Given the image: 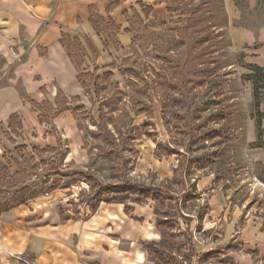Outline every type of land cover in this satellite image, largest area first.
Segmentation results:
<instances>
[{
  "label": "rangeland",
  "instance_id": "374dc122",
  "mask_svg": "<svg viewBox=\"0 0 264 264\" xmlns=\"http://www.w3.org/2000/svg\"><path fill=\"white\" fill-rule=\"evenodd\" d=\"M233 1L238 21L226 0H133L111 16L115 1L90 29L60 20L85 48L73 44L71 58L61 42L75 67L70 90L48 67L32 76L40 85L29 93L17 73H28L30 48L40 44L23 26L20 36L0 27V87L15 86L27 106L0 123V201L16 195L10 209L27 205L40 218L88 224L105 239L99 248L127 264H264V141L256 145L264 87L257 104L249 78L255 67L230 31L233 22L264 27V0ZM47 52L42 46L39 55ZM128 68L151 83L137 95L145 105L130 101L135 76ZM127 109L134 117L122 128ZM109 136L121 143L112 146ZM129 180L168 196L157 203L107 189L97 195L103 185Z\"/></svg>",
  "mask_w": 264,
  "mask_h": 264
},
{
  "label": "crops",
  "instance_id": "0c3cea01",
  "mask_svg": "<svg viewBox=\"0 0 264 264\" xmlns=\"http://www.w3.org/2000/svg\"><path fill=\"white\" fill-rule=\"evenodd\" d=\"M115 1L118 3L111 16L122 13L133 0H0V27L11 36H20L23 26L25 35L40 44L39 48H30L28 73L25 74L22 67L17 73L29 93H37L40 85L32 76L43 74L44 68L48 67L52 69V79L62 89H69L67 86L75 83V67L60 41L61 32L66 31L59 28L58 22L62 19L65 22L69 19L79 20L82 28L90 29L91 10L107 15V6ZM226 4L230 19L240 20L241 12L239 14L235 2L226 0ZM2 21L6 24H2ZM230 31L234 46L244 49L246 62L255 67H264V27L255 32L246 25L233 22ZM5 43L0 36V50L5 51ZM42 46L48 52L41 56L39 52ZM60 63L66 66V71ZM72 73L74 77H70ZM46 76L49 73L46 72L44 78H48ZM54 84H48L50 92L57 94ZM29 86H32L31 89ZM25 100L15 86L0 87V123L6 122L13 113L25 111ZM92 234L99 238L95 237L96 240L92 242ZM100 237H103L101 233H94L88 224L63 222L59 215L40 218L27 205H21L0 213V264H24L21 257L25 256L33 259L34 264H127L117 252L102 251L98 245L100 239L104 238Z\"/></svg>",
  "mask_w": 264,
  "mask_h": 264
},
{
  "label": "trees",
  "instance_id": "16d2710c",
  "mask_svg": "<svg viewBox=\"0 0 264 264\" xmlns=\"http://www.w3.org/2000/svg\"><path fill=\"white\" fill-rule=\"evenodd\" d=\"M90 20L92 21L94 26L99 27L100 24L98 22H103L104 18L102 17L101 14H99L94 9H92L91 10ZM110 20H113V19H110ZM119 26L120 25H118V27ZM127 29L128 28H125L124 31H126ZM61 42L66 47V49L68 51V54H69V56L71 58H73L74 55H75V51H73L74 49L72 48L73 44H77L78 46L81 45V47H83V43L79 40V38H77V37L72 38L67 33H63V36L61 38ZM196 65H199V64H196ZM252 67H255V66H252ZM193 69H194V65H193ZM128 71H131L133 76H135V78H132L130 80V82H129V85H132V91H133V94H129L130 101L131 100L135 101V104L140 103L139 106L145 105L144 104L145 102L143 100H141L142 98L141 99L137 98V95L140 94V93H147L150 90V88H151V83L149 82V80L147 78H145L144 75H141V73L138 70H131V68H128ZM195 72H197V70ZM249 78L253 79V81L255 83V97L257 99V104H259V102H258V100H259V89L264 87V86H259V83L262 81L263 84H264V67H255L254 73L251 74L249 76ZM137 81H139V83ZM132 111H133V109H127V110L124 111V113L119 115V116L122 117V119H124L126 117H127V119H130L129 122H127L125 120H123V121L121 120L122 122L119 121V123L121 124L120 126L122 128H124L125 125H127V124H132L131 120H133V117H134ZM141 111H144V110H141ZM262 117H264V116H261L259 118V120H258L259 140L256 142V145H258V146H262L263 145V141H264L263 140L264 128L261 125V118ZM116 123H117V126H118V120H117ZM146 124H148V123H146ZM136 128L139 130L140 127L137 126ZM214 133H215V135H220V134L216 133V131ZM96 134H100V133H96ZM124 134H125V136L127 135L126 131L124 132ZM125 139H128V137L125 138ZM125 139H123V140H125ZM106 142L111 144L112 146H115V145L118 146V144L121 143V140H119V142L116 143V140L113 139L112 136H109V137L106 138ZM89 153H91V152H89ZM105 189H107L106 191L108 193H113L115 196L118 195V194L119 195H125V194L128 193V194L135 195L137 197H147V198H151L152 197V198L155 199V201L157 203L158 202H160V203L162 202L163 203L165 198H167V196H168L167 190H165L163 187L149 185V184H147L145 182H133V181H130V180L127 181V182H120V183H116V184L109 183L107 185H103V190L102 191L100 190L97 193V195L102 194ZM27 190H28L27 187H23L20 190H18L17 195H19L21 192L27 191ZM15 196L16 195H14L11 199H7L8 204L6 203V201H3V200H2L3 202L0 201V213L5 211V210H9L10 208L13 207V205H12L13 203H11V200ZM115 196L112 199L116 198ZM165 217H167V216H165ZM163 223L166 224L167 226H169L170 221L168 219H166ZM148 246L154 249L155 247H157V244L156 243H148ZM156 252H157V255H158L159 258L163 259L165 257L164 255H162L163 252H159L158 250Z\"/></svg>",
  "mask_w": 264,
  "mask_h": 264
}]
</instances>
